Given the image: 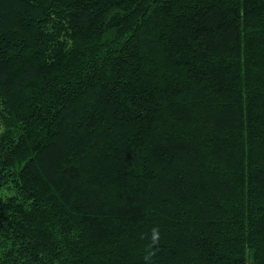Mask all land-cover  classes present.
I'll list each match as a JSON object with an SVG mask.
<instances>
[{"label":"trees","instance_id":"obj_1","mask_svg":"<svg viewBox=\"0 0 264 264\" xmlns=\"http://www.w3.org/2000/svg\"><path fill=\"white\" fill-rule=\"evenodd\" d=\"M0 264H264V0H0Z\"/></svg>","mask_w":264,"mask_h":264},{"label":"clouds","instance_id":"obj_2","mask_svg":"<svg viewBox=\"0 0 264 264\" xmlns=\"http://www.w3.org/2000/svg\"><path fill=\"white\" fill-rule=\"evenodd\" d=\"M158 240H159V229L153 228L152 229V242H153V244L158 243ZM152 255H154V253L150 252L149 256L145 257V259H148Z\"/></svg>","mask_w":264,"mask_h":264}]
</instances>
